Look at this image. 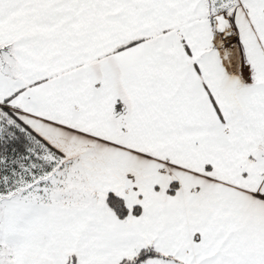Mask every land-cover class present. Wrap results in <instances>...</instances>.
I'll return each instance as SVG.
<instances>
[{"label":"snow or ice","instance_id":"6c2138e0","mask_svg":"<svg viewBox=\"0 0 264 264\" xmlns=\"http://www.w3.org/2000/svg\"><path fill=\"white\" fill-rule=\"evenodd\" d=\"M0 264H264V0H0Z\"/></svg>","mask_w":264,"mask_h":264}]
</instances>
